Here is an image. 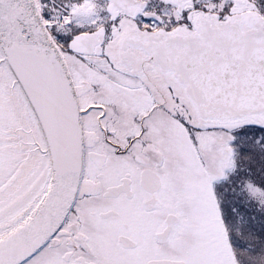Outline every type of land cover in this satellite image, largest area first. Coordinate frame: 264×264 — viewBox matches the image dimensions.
Segmentation results:
<instances>
[{
	"label": "snow or ice",
	"instance_id": "1",
	"mask_svg": "<svg viewBox=\"0 0 264 264\" xmlns=\"http://www.w3.org/2000/svg\"><path fill=\"white\" fill-rule=\"evenodd\" d=\"M0 264H264V0H0Z\"/></svg>",
	"mask_w": 264,
	"mask_h": 264
}]
</instances>
